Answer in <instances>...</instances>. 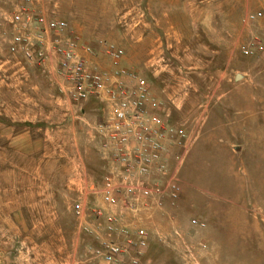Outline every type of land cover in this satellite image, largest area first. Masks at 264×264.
<instances>
[{
	"label": "rangeland",
	"instance_id": "rangeland-1",
	"mask_svg": "<svg viewBox=\"0 0 264 264\" xmlns=\"http://www.w3.org/2000/svg\"><path fill=\"white\" fill-rule=\"evenodd\" d=\"M23 2L0 0V264H108L94 253L103 220L74 211L108 209L98 194L108 107L71 100L54 58L9 50ZM30 2L66 21L90 67L142 76L185 129L179 198L112 209L120 228L147 232L140 264H264V56L239 50L264 39V16L243 22L264 0ZM105 44L123 50L118 62Z\"/></svg>",
	"mask_w": 264,
	"mask_h": 264
},
{
	"label": "built area",
	"instance_id": "built-area-1",
	"mask_svg": "<svg viewBox=\"0 0 264 264\" xmlns=\"http://www.w3.org/2000/svg\"><path fill=\"white\" fill-rule=\"evenodd\" d=\"M30 1L21 3L12 15L11 23L18 29L12 34L9 50L38 63L54 58L57 71L69 82L71 100L95 98L108 107L100 125L108 170L98 188L108 209H89L80 201L74 204L75 214L83 216L91 211L103 220L105 236L94 249L96 256L108 264H140L147 232L143 228H120L112 209L120 205L137 210L139 201L160 205L165 198H179L178 172L188 151L185 129L173 125L162 114L160 103L142 76L126 68L100 71L90 67L81 54L78 36L64 35L66 21L34 12ZM263 16L264 3L259 10L247 12L243 22H254ZM105 50L115 62L123 56V50L113 44H105ZM239 50L245 56H264V39L242 43ZM191 223L205 225L197 219Z\"/></svg>",
	"mask_w": 264,
	"mask_h": 264
},
{
	"label": "crops",
	"instance_id": "crops-1",
	"mask_svg": "<svg viewBox=\"0 0 264 264\" xmlns=\"http://www.w3.org/2000/svg\"><path fill=\"white\" fill-rule=\"evenodd\" d=\"M87 61V60H86ZM89 62V61H88ZM91 64V63H90Z\"/></svg>",
	"mask_w": 264,
	"mask_h": 264
}]
</instances>
